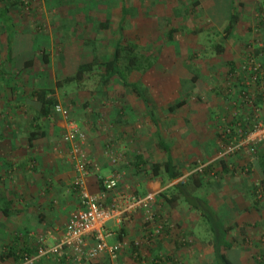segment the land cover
<instances>
[{"label":"rangeland","instance_id":"obj_1","mask_svg":"<svg viewBox=\"0 0 264 264\" xmlns=\"http://www.w3.org/2000/svg\"><path fill=\"white\" fill-rule=\"evenodd\" d=\"M193 2L26 0L24 5L11 7L0 0V10L9 7L15 24L8 37L0 19V132L18 129V140H25L36 129L40 143L45 139L39 136L42 130L52 127L54 161L63 171L67 166V120L52 113L39 119L35 92L46 91L68 110L69 120L85 133L86 145L93 146L88 151L94 164L88 179L101 185V176L121 174L112 197L127 196V204L133 198L155 196L150 215L139 208L127 215L129 237L119 239L124 245L114 260L105 257L103 263L96 259L86 264H215L213 253H207L198 242L214 239L208 227L212 223L232 228L227 240L236 253L232 248L227 251L236 264H264V212L256 208V198L261 200L264 193L261 189L257 195L254 192L264 179V152L219 155L223 144L219 134L225 127L247 122L252 128L263 120L264 0H199L200 6L192 11ZM232 4L239 21L222 40ZM119 25L125 36L122 46H140V54L129 56L122 50L120 69L127 82L151 96L152 118L143 100L122 79L115 77L102 84L106 77L99 64L111 59ZM218 43L225 45L221 55L213 51ZM94 56L96 65L81 82L64 83L80 63L90 62ZM250 58L261 65L256 82L244 70ZM243 92L254 98L256 113L246 104ZM182 100L186 102L183 107L168 109ZM159 138L174 150L175 160L182 166L183 176L178 180L170 182L164 172L156 176L150 170L151 164L166 159ZM30 150L27 148V169L43 172L37 152ZM107 151L112 158L106 156ZM137 155L147 164L136 168ZM209 164L213 169L204 173ZM195 170L204 174L200 188L189 182ZM178 182L187 183L195 196H208L215 219L209 221V214L203 216L182 201L171 205L161 197L162 192L171 197L172 186ZM64 215L58 213L60 218ZM41 236L31 239L35 243L28 249L34 251ZM11 242L0 246V255ZM36 252L25 253L21 264H31ZM120 254L126 262H119ZM59 261L74 264L64 258Z\"/></svg>","mask_w":264,"mask_h":264},{"label":"crops","instance_id":"obj_2","mask_svg":"<svg viewBox=\"0 0 264 264\" xmlns=\"http://www.w3.org/2000/svg\"><path fill=\"white\" fill-rule=\"evenodd\" d=\"M42 131L44 132H41L39 136L45 138V141L42 140L39 143L38 139L35 141L32 148L29 147L27 137L25 140H18V129H12L8 134L0 132L2 136L0 140V207L6 208L7 203H9L11 212L8 217L0 212L1 248H3L7 242L16 239L20 240L19 248L29 245L25 248L28 249V247L35 243V240L31 239H36L39 235H44L47 238V244H55L61 238L70 215L80 206V196L73 189V183L77 175L73 166L68 161L67 152L64 156L67 166L65 169L62 167L64 170L60 172V166H57L58 164L54 161V159L57 158L52 140V133L54 130L52 127H50L49 130L45 127ZM43 134L45 137H43ZM93 144L95 143L93 142ZM86 147L87 151L91 153L93 146L88 144ZM27 148L31 149V152H37L39 157H37L39 160L38 165L42 168L43 172H41V169L39 172L27 169L30 157ZM171 152L174 159H177L174 150H171ZM58 163H60V161H58ZM254 164L259 165L257 162ZM222 167L223 170H227V167ZM15 177H17V179H14ZM86 186L93 194L102 192L101 185L97 184L96 181L91 178L86 179ZM207 197L208 196H205L204 198L212 206ZM107 199V205H110L111 199ZM59 212L65 214L63 218L58 217ZM58 218H60V222H58ZM126 219L127 216L122 217L121 223L119 224L115 223V221L110 222L109 230L113 231L114 235L107 239L109 243H113L115 240H119L126 235L129 237L125 222ZM224 227L228 226L224 225ZM128 230L130 231L131 228ZM27 235L31 237L24 238V236ZM227 238L226 236L225 240L229 243ZM27 240L28 242H26ZM211 241L212 240H198V242L202 244V247L207 250V253H213L214 255ZM200 243H197L199 250H201ZM231 248L233 250L235 249L234 246ZM235 251L236 250L232 252L236 253ZM223 252L230 257L227 249H224ZM122 254L117 258L121 263L127 261V259L121 258L123 256ZM105 257L108 256L102 255L97 258L98 262H105ZM61 259H63V257ZM59 260L60 258L56 260L54 257L46 256L41 258L39 263L64 264L60 263ZM64 260L71 262L66 257H64ZM232 261L234 262L233 259ZM13 262V259L9 258L0 264H13Z\"/></svg>","mask_w":264,"mask_h":264},{"label":"built area","instance_id":"obj_3","mask_svg":"<svg viewBox=\"0 0 264 264\" xmlns=\"http://www.w3.org/2000/svg\"><path fill=\"white\" fill-rule=\"evenodd\" d=\"M249 60L251 61L247 62V67L243 68L251 81L256 82L261 65L257 64L253 58ZM243 94L245 95V92ZM243 97L246 104L254 109V98L251 97V94L246 93ZM254 111L256 113L255 109ZM261 113L263 120L257 121L255 129L251 133L245 136L240 135L238 140L236 137L230 139L228 145L225 142L222 144V150L219 154L221 158H227L238 153L252 155L256 153L258 147L264 149V110ZM53 114H58L67 120L64 141L68 146V161L77 175L73 185L80 196V206L70 215L61 238L55 244L47 245L45 236L38 239L37 252L29 262L32 264L49 255L54 258L66 257L74 264H86L102 255L114 260L124 244L119 240L113 243L108 242L107 239L114 235L113 231L109 230L110 222L115 221L119 224L122 217L131 214L133 210L138 208L145 210L150 215L155 196L152 194L139 200L133 198V202L128 204L127 196L112 197L120 185L121 174L101 176L99 182H101V189L103 188L102 192L99 194L91 193L87 189L86 178L91 175L90 171L94 164L86 149V135L77 123L69 120L68 110L61 104L54 107ZM228 128L225 127V131L229 132ZM106 156L112 158L108 151ZM114 161L115 159L112 160V162ZM200 167L199 170L201 171L202 166ZM109 197H112V202L105 206L104 200ZM151 219L152 216H149L148 221Z\"/></svg>","mask_w":264,"mask_h":264},{"label":"trees","instance_id":"obj_4","mask_svg":"<svg viewBox=\"0 0 264 264\" xmlns=\"http://www.w3.org/2000/svg\"><path fill=\"white\" fill-rule=\"evenodd\" d=\"M5 2H7L9 6L13 7V6H19V4L24 5L26 0H5ZM198 6H200L199 0H194L192 11H194L195 10L194 8ZM122 11H123V14H126L125 9H123ZM0 19L5 28L7 36L10 37L15 31V24H14L13 18L10 15L9 7L5 6V8L0 10ZM238 21H239V15L236 11V8L232 4L228 23L222 32L224 35L222 40H225L232 34V32L236 28V25L238 24ZM119 31H120V34H119L120 36L114 47V51L112 53L111 59L107 61H103L99 64V68L102 71H104L103 73L106 77L105 79H103L102 84L103 86L107 85V83L112 78H115V77L122 79L124 86L133 89L138 94L140 99L143 100V102L145 103V107L148 111V114L152 118L153 111H152V107L149 104L152 101L151 96L149 97L147 95V91L145 89L143 90L137 84L127 82L124 79V75L119 66V62L122 56V50L125 49L127 51V55L131 56V54L133 53L140 54V46L135 43H127V48H124L125 46H122V45L123 43H125V36L123 34L122 25H120ZM172 33H174V31L170 32L169 34L170 38H172V35H173ZM213 51L215 54L221 55L225 51V45L222 43H218L214 46ZM44 60L47 61V58H45ZM96 61H97V57L94 56L92 61L80 63L77 67L76 73L72 76H67L66 78H64V83L81 82L84 79L85 74L93 70V68L96 65ZM193 78H194L193 81H196V78L195 77ZM35 95H36L35 96L36 101L40 103V110H39V115H38L39 119L48 117L51 115V113L53 114L54 107L58 104H61L55 98H52L50 94L46 91L40 90L38 92H35ZM185 104L186 102L182 100V101H179L169 106L168 109L170 111H175L176 109L183 107ZM246 123L247 122H242L241 125L238 123V125H233L234 127L230 126L228 128L229 132L223 129L221 134H219V139L222 141V143L225 142L226 145H228V142L230 141V139H234V137H236V139L238 140L240 138V135L245 136L251 133L255 128L254 127L249 128V124H246ZM234 124H237V123H234ZM37 133L38 132L36 131V129L32 130L29 133L28 143H29V147L31 148L34 146L35 141L38 140ZM1 139H2V136L0 135V140ZM159 146L166 152V159L163 162H155L151 164L150 170L152 171L153 175H156V176L160 175L161 172H164L167 176V180L170 182L178 180L179 178L183 176V172L181 170L182 166L178 162H176V160L174 159L172 155L170 147L163 140H161V138H159ZM257 150L258 151L262 150L264 152V149L262 147H258ZM258 151H256L255 154H257ZM238 154H246V153H238ZM235 155H231V156H235ZM134 159L136 160V162L133 165H135L136 168H138L140 165L147 164L141 155L135 156ZM222 164H224V162H222ZM212 169H213V166L209 164L208 168L204 169V173H207L211 171ZM197 171L198 170H195V172L191 174L189 182L191 181V183L196 188H200L203 185L204 174L203 175L198 174ZM99 183L101 184V182ZM260 189L264 193V179L260 181V184L254 187V192H256V195L258 194V191H260ZM172 191L173 192L171 194V197L166 195V193H163V192L161 193V197H164L169 204L175 205V203L182 201L183 203L188 205L190 209L198 211L203 216L206 214H209L211 216V217L209 216V221L211 219H215V214L209 202L204 197L193 195L188 189L187 183L178 182L176 184H173ZM109 198L111 199V202H112V197H109ZM107 200H108L107 198L104 200L105 206H107ZM256 200H257L256 208L260 211L263 210L264 212V194L261 200H259L258 198H256ZM0 212L7 217L10 216L11 212H10L9 203H7L6 208L0 207ZM202 215L200 217H202ZM202 219L205 221L204 223L206 224L207 221L203 217ZM208 227L214 236V239L213 238L211 239L212 240L211 244L214 249L215 264H235L232 261V259L223 252L224 249H230L232 247V244L230 242L229 243L226 242L225 240L226 236L232 230V228L224 227V225H220L217 227V225H215L214 223H212L211 226H208ZM19 233H22V232H19ZM18 242H20V240H16V239L12 240V242L6 246V251H4L0 255V259L5 260V259L12 258L15 264H21L23 262L22 260L24 259L25 253L27 255H31L35 250H37L38 245L34 251L31 250L30 248L25 249L26 247L19 248L17 247V245L14 246L15 244H18ZM168 258L170 259V257ZM170 264H174V263L170 262Z\"/></svg>","mask_w":264,"mask_h":264}]
</instances>
